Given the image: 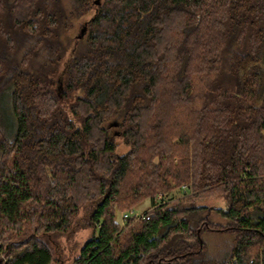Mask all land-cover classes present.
<instances>
[{"label":"trees","instance_id":"1","mask_svg":"<svg viewBox=\"0 0 264 264\" xmlns=\"http://www.w3.org/2000/svg\"><path fill=\"white\" fill-rule=\"evenodd\" d=\"M6 94L0 264H53L82 209L70 264H264V0H0Z\"/></svg>","mask_w":264,"mask_h":264},{"label":"rangeland","instance_id":"2","mask_svg":"<svg viewBox=\"0 0 264 264\" xmlns=\"http://www.w3.org/2000/svg\"><path fill=\"white\" fill-rule=\"evenodd\" d=\"M81 23H77L73 33L77 34L80 30ZM0 112L2 113L4 124L6 125L8 130H12L13 120L11 111L9 108L8 94H6L0 101ZM112 132L118 130V126L111 127ZM7 132V131H6ZM128 149V147L122 142L118 145V152L123 153ZM181 192H176L175 194H180ZM173 195V194H172ZM170 200V199H168ZM167 200V201H168ZM207 204L209 205H221L220 200H212ZM153 205L151 204L149 199H146L141 204L136 206L134 209L126 211L131 214L140 213L143 214L148 210H151ZM125 213V212H124ZM87 216V210L82 209L81 212L77 215L75 219L73 229L67 234H58L52 235L48 238V243L51 246L54 262L53 264H70L72 261L79 255L83 245L87 241V239L92 234L91 228H85L84 222ZM118 219L122 222L123 215L119 212ZM211 219L215 223H220L225 225L227 223L222 217H219L214 212L211 214ZM203 238L206 243H208V252L213 255H222L229 247V244L225 242L231 243L233 234L231 232H216V231H206L203 233Z\"/></svg>","mask_w":264,"mask_h":264},{"label":"built area","instance_id":"3","mask_svg":"<svg viewBox=\"0 0 264 264\" xmlns=\"http://www.w3.org/2000/svg\"><path fill=\"white\" fill-rule=\"evenodd\" d=\"M183 187H186V185H184ZM168 199H169L168 194H165L163 191H158L157 195L154 198V203L152 204L153 207L151 209L167 202ZM130 216H134L135 220H139L141 218H146V219L149 218L146 212L143 214H140V213L131 214L129 212L124 213V218H128ZM4 262H7V259H4Z\"/></svg>","mask_w":264,"mask_h":264},{"label":"water","instance_id":"4","mask_svg":"<svg viewBox=\"0 0 264 264\" xmlns=\"http://www.w3.org/2000/svg\"><path fill=\"white\" fill-rule=\"evenodd\" d=\"M97 1H98V0H97ZM86 31H87V24H84V25L81 27V29H80V31H79L77 37H79V38L83 37V36L85 35ZM118 124H119V123H118L117 121H115V122H112V123L110 124V126H111V127H112V126H118Z\"/></svg>","mask_w":264,"mask_h":264}]
</instances>
